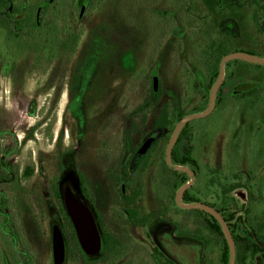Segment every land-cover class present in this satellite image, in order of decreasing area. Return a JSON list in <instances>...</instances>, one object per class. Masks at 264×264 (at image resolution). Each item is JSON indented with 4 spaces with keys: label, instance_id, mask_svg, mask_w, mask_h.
<instances>
[{
    "label": "rangeland",
    "instance_id": "obj_1",
    "mask_svg": "<svg viewBox=\"0 0 264 264\" xmlns=\"http://www.w3.org/2000/svg\"><path fill=\"white\" fill-rule=\"evenodd\" d=\"M79 25L77 52L60 69L48 65L44 55L15 50L14 56L5 31L0 30V155L19 177L18 188L1 186L0 191L8 198L4 211L15 223L13 231L23 248L34 264H52V227L62 220L54 184L59 183L68 160L76 172L91 179L99 125L94 119L96 109L103 107L102 102L109 103L104 111L111 114L119 103L125 107L127 94L131 120L139 113L147 117L144 129L139 127L140 119L136 131L127 127L132 149L140 136L156 133V120L169 105L171 125L157 137L162 141L157 173L144 178V211L152 219L143 231L130 223L127 229L112 227L121 247L104 262L101 256L82 261L77 252L68 264H167L153 257L157 247L166 249L161 240L165 236L176 246L171 258L177 264H222L223 239L206 229L205 216L198 210L176 204L177 186L190 178L167 167L164 155L178 122L208 107L206 86L218 71V55L245 53L264 60V0H95ZM53 71H57L54 82L48 77ZM236 87L237 98L231 93ZM77 93L83 105L77 112L81 111L80 119L73 116L77 108H68ZM228 96L216 103L209 116L188 124L192 158L198 165L188 192L198 203L223 207L225 216L234 214L232 226L244 239L236 245V255L246 258L245 264H264L260 256L253 259L245 250L247 244L250 252L260 246L248 236L249 229L264 240V65L229 62L218 99ZM186 150L184 141L180 151ZM28 166L35 172L24 180L21 173ZM241 179L246 184L252 179L247 185L254 195L230 190ZM167 195L172 199L163 205ZM255 197L259 198L256 204ZM183 203L189 204L184 199ZM11 229L0 226L4 264L10 263V256L13 263L17 258L5 234Z\"/></svg>",
    "mask_w": 264,
    "mask_h": 264
},
{
    "label": "flooded vegetation",
    "instance_id": "obj_2",
    "mask_svg": "<svg viewBox=\"0 0 264 264\" xmlns=\"http://www.w3.org/2000/svg\"><path fill=\"white\" fill-rule=\"evenodd\" d=\"M78 46L79 44L77 45L76 52ZM74 55L72 56V58L74 57ZM57 61L58 60L55 59L52 60V62L50 61H46V62L48 65H52V64L57 65ZM71 61L72 59L70 60L69 63H71ZM58 63L60 66L58 69L67 66L69 64L64 61ZM56 72L57 71H53L52 75L49 72L48 77L53 80L54 77L57 75ZM224 85H225V79L218 91L217 100L219 94L222 92V88L224 87ZM212 87L208 91L209 97ZM237 88L238 87L232 90L231 93H235L236 95ZM124 101L126 102L124 103ZM123 103L125 107H121V103H119L118 104L119 107L113 108V112L111 114L110 113L106 114L104 111L105 109H107L106 105H108L109 103L103 104L102 102L100 105H102L103 107L98 106L96 109V115H94V119L98 120L99 125L97 127L98 130L97 139L93 147L94 149L93 173L91 179L88 176L85 177L83 173L76 172L74 164L72 163L71 160H68L66 162V168L61 176L59 183L54 184L57 186L60 192V200H58L56 197L55 198L59 205V206L57 205L58 208L57 211L61 214L62 220H57L56 223L58 224L52 227L51 238L52 236H55L57 232H59L61 237L63 235L65 236L68 230H70L67 229L69 227L66 226L65 224L71 223V221L69 217H68L69 220H66L65 216L62 214V210H64L65 214L68 216L64 204L66 191L68 189H70L73 192V194L76 196L78 200L83 202L91 209L103 240V251H104L105 233H109L111 236L117 238L118 240L120 238L119 235H116L114 232H112V227L127 229V223H130L137 230H141V231H143L144 229L146 230L149 227L147 223H150V220L152 219L151 213L148 214L151 215V217L145 222L146 224H144V226L138 225L137 223H143L144 219L147 216V214L144 211V205H143L144 178L147 176H153V174L157 173L156 166L160 163L159 160L161 159V154H162L161 152L162 141L157 137L158 136L161 137L160 132L162 131L163 127L162 125L158 126L155 124L156 133L151 134L149 136L148 134L144 136H140L142 138L140 139L136 148L132 149L131 142L129 141L127 142V127H130L131 130L133 128L136 131L137 127L140 125L139 126L140 129H144L145 125H147L146 123L147 117L146 115L143 116V114L139 113L138 118L135 117L134 120H131L132 119L131 114H127V94L125 95V99L123 98ZM82 106H83L82 98L77 93L76 96L74 97V100L72 101V103L69 105L68 108H72V109L77 108L76 112L73 113L74 114L73 116H76L77 118L80 119L81 111L79 112V114L77 112L81 110ZM135 112H141V110H136ZM134 116H138V115H134ZM79 119L77 120V124L80 129L81 125L79 124ZM138 119H140L139 125L137 124ZM66 130L67 131L69 130L68 125L66 126ZM116 134H118V137L120 138L116 139L117 136ZM137 135L140 134L137 132ZM78 141L81 142L80 136H78ZM83 152L84 149L80 154L81 157L83 156ZM164 158H165V164L167 165V167H169L166 161V151ZM172 162L173 164L178 165L176 163L173 154H172ZM183 167H187V166H183ZM188 168L191 169L194 173H196V171L198 170V165L197 167L188 166ZM178 173H180V175H186L190 178L189 174L187 173H182V172H178ZM89 180H91V183ZM238 180L239 177H237V181ZM250 181L252 183V179H250L248 183H250ZM241 182L242 183L240 182L238 183L239 185H235V187H231L230 190H232L233 188H235L234 190L242 189L244 190L243 193L247 191L248 193L247 195L249 196V194H251L250 192L252 189L249 188L247 185L248 183L246 184L244 181H242V179ZM180 188H178L177 191ZM177 191L174 194L175 202H176ZM256 195L258 197V195H260L259 192H256ZM172 196L169 197V195H167L163 205L164 204L167 205L168 200H171ZM257 197L253 199V201L257 200L254 202L255 204L256 202H259V198ZM250 200L252 203V199ZM208 205L213 207L218 212L219 211L224 212L223 207L217 208L212 204H208ZM53 210L56 209L54 208ZM251 210L253 211V209ZM133 213L135 214L133 215ZM159 222L174 224V222L170 221V219H161ZM248 222L249 220H246L243 223H248ZM256 223H259V221L257 220ZM249 232L250 235L248 234V236L251 237V239L260 246L256 249L257 250L256 253L253 252V249L252 252L247 251L248 247H246L245 250L247 254H250L251 257H253V259H256L258 256H260L261 259L264 260V245H262V242L264 241L263 237H260L257 234V231L255 230L253 231L252 229H249ZM146 233L150 237L147 231ZM161 240L167 243V246L165 247L166 249L164 248L160 249L156 246L157 248L154 251L153 255L160 254L159 256L161 257V259L162 260L165 259L167 264H177L171 258V256H173V254L176 252V246L173 244L172 241H170L171 239L168 238L167 236H165V239L161 238ZM240 241L244 242V239L240 237ZM244 261H246V258H244Z\"/></svg>",
    "mask_w": 264,
    "mask_h": 264
},
{
    "label": "trees",
    "instance_id": "obj_3",
    "mask_svg": "<svg viewBox=\"0 0 264 264\" xmlns=\"http://www.w3.org/2000/svg\"><path fill=\"white\" fill-rule=\"evenodd\" d=\"M0 0V30H4L6 33V43L11 47V52L25 51L26 54H39L44 55L46 61L52 62V60L57 59V68H59L58 62L69 63L72 56L76 52L77 45L82 35V30L80 29L79 21L82 20L87 13V11L94 4L95 0ZM18 2V3H17ZM226 54H220L217 56V65L214 75L209 80L206 90L209 91L214 80L219 75V67L222 58ZM54 82V79H53ZM152 93L155 90L152 89ZM235 95V93H233ZM232 94V95H233ZM228 97H221L217 100V103H222L224 99ZM149 100H147L148 104ZM169 105L165 104L160 117L156 120V125L166 128L171 125V122L167 119V109ZM186 117V116H185ZM134 123V122H133ZM187 143V150L185 153L180 151V146ZM194 152V146L192 144V134L188 131V125L182 130L176 149L173 153L176 163L180 166H191L197 167L196 161L192 158ZM35 169L33 166L26 167L21 173V178L24 180H29L33 177ZM178 173V172H177ZM180 174V173H179ZM18 173H16L11 167L10 163L5 160V155H0V187L13 186L18 188ZM18 182V183H17ZM187 181H181L176 188L184 186ZM54 195L60 200V192L56 185H54ZM0 226L3 229L11 227L12 229L8 232L6 231V237L8 246L11 247V253L16 254V264H34V258L23 248L20 238L14 232L16 227L15 223L12 221L10 215L5 213V208L7 207L8 198L0 191ZM184 200H187L189 204L197 203L192 197H190L187 191L184 195ZM198 214L205 216L206 229L213 234L221 237L223 239V252L221 257L222 264H229L230 252L228 243L224 236L219 222L210 214L198 210ZM222 217L225 219L230 231L232 233L233 240L236 245L239 243V236L234 231L232 226V221L234 214L225 216L224 212L219 211ZM62 214L65 216L66 220L68 216L65 211L62 210ZM135 213H133L134 215ZM151 217L147 215L143 223H137L138 225L144 226L145 222ZM70 231L60 236L59 232L55 236H52V264H68V260L71 259L72 254L79 253L82 261L86 256L80 249L78 244L76 234L74 232L71 223H66ZM72 237V238H71ZM20 246L19 250L13 249L12 245ZM120 241L111 236L109 233L104 235V251L102 254L101 262H104L107 256L115 255L120 251ZM247 251H250V245L247 244ZM257 246L253 247V252H257ZM76 249V251L74 250ZM15 250V251H14ZM252 250V249H251ZM158 255H153L155 261H162L161 257ZM78 256V255H76ZM13 257L10 256L9 264H15L11 261ZM0 264H4L0 260ZM8 264V263H7ZM236 264H245L244 259H240L238 252L236 256Z\"/></svg>",
    "mask_w": 264,
    "mask_h": 264
},
{
    "label": "water",
    "instance_id": "obj_4",
    "mask_svg": "<svg viewBox=\"0 0 264 264\" xmlns=\"http://www.w3.org/2000/svg\"><path fill=\"white\" fill-rule=\"evenodd\" d=\"M231 61H244L255 65H264L263 59L245 53H233L224 56L220 63L219 75L210 91L208 107L202 113L186 116L178 122V124L176 125L173 131V134L169 141L168 148L166 150V161L171 169L178 172L187 173L191 178V180L187 184L182 186L177 191L176 193L177 205L185 210H192V209L200 210L213 216L221 225L226 241L228 243L229 252H230L229 264H236V245L233 240L231 231L227 223L225 222V219L221 216V214L217 210H215L213 207L209 205L201 204V203H191V204L183 203V197L185 193L195 184V173L188 167L175 165L172 162V154L177 145L182 130L191 121L207 117L213 112L216 106L218 91L225 79V67L227 63ZM64 204L68 217L73 226L74 232L76 234V238L80 246V249L87 258H91V259L99 258L103 251V240L91 209L83 202L78 200L70 189L66 191Z\"/></svg>",
    "mask_w": 264,
    "mask_h": 264
},
{
    "label": "crops",
    "instance_id": "obj_5",
    "mask_svg": "<svg viewBox=\"0 0 264 264\" xmlns=\"http://www.w3.org/2000/svg\"><path fill=\"white\" fill-rule=\"evenodd\" d=\"M237 97H239V94H238V93H237V96H236V98H237ZM197 203H198V202H197Z\"/></svg>",
    "mask_w": 264,
    "mask_h": 264
}]
</instances>
